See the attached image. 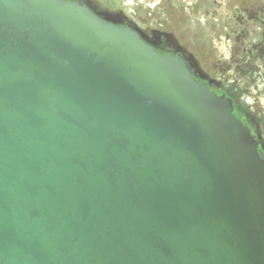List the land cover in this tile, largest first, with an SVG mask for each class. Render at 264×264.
Listing matches in <instances>:
<instances>
[{
	"label": "water",
	"instance_id": "1",
	"mask_svg": "<svg viewBox=\"0 0 264 264\" xmlns=\"http://www.w3.org/2000/svg\"><path fill=\"white\" fill-rule=\"evenodd\" d=\"M257 146L136 32L0 0V264H264Z\"/></svg>",
	"mask_w": 264,
	"mask_h": 264
},
{
	"label": "flooded vegetation",
	"instance_id": "2",
	"mask_svg": "<svg viewBox=\"0 0 264 264\" xmlns=\"http://www.w3.org/2000/svg\"><path fill=\"white\" fill-rule=\"evenodd\" d=\"M69 1L83 4L105 22L136 32L159 54L178 57L194 79L230 101L234 117L250 131L258 144L259 156L264 160V2L251 0L254 5L250 8H242L236 3L233 9L226 10L227 17L218 21L221 33L216 34L218 61L215 78L198 70L191 55L177 47L167 35L156 33L150 37L137 26L132 20L138 17L132 6L135 0H124V14L118 19L103 17L85 0ZM223 29L228 33H223ZM242 38L246 46L240 55H234V43L238 44Z\"/></svg>",
	"mask_w": 264,
	"mask_h": 264
},
{
	"label": "rangeland",
	"instance_id": "3",
	"mask_svg": "<svg viewBox=\"0 0 264 264\" xmlns=\"http://www.w3.org/2000/svg\"><path fill=\"white\" fill-rule=\"evenodd\" d=\"M106 18L118 19L124 14V0H85ZM132 5L138 13L133 22L148 36L167 35L177 47L186 50L198 70L216 78L218 61L216 34L219 20L225 19L237 3L250 8L251 0H135ZM264 2V0L256 1ZM226 15V16H225ZM223 33H228L225 29ZM245 39L233 46V54L240 55Z\"/></svg>",
	"mask_w": 264,
	"mask_h": 264
}]
</instances>
